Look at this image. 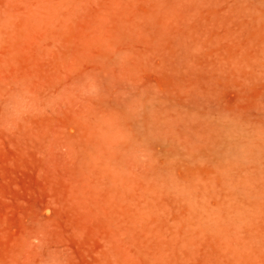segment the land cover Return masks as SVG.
<instances>
[{
	"label": "rangeland",
	"instance_id": "obj_1",
	"mask_svg": "<svg viewBox=\"0 0 264 264\" xmlns=\"http://www.w3.org/2000/svg\"><path fill=\"white\" fill-rule=\"evenodd\" d=\"M0 264H264V0H0Z\"/></svg>",
	"mask_w": 264,
	"mask_h": 264
}]
</instances>
